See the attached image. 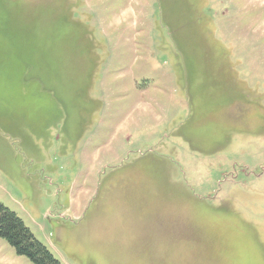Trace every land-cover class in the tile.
<instances>
[{"label": "rangeland", "instance_id": "374dc122", "mask_svg": "<svg viewBox=\"0 0 264 264\" xmlns=\"http://www.w3.org/2000/svg\"><path fill=\"white\" fill-rule=\"evenodd\" d=\"M0 202L61 264H264V0H0Z\"/></svg>", "mask_w": 264, "mask_h": 264}, {"label": "trees", "instance_id": "16d2710c", "mask_svg": "<svg viewBox=\"0 0 264 264\" xmlns=\"http://www.w3.org/2000/svg\"><path fill=\"white\" fill-rule=\"evenodd\" d=\"M0 236L35 264H61L52 252L41 243L24 221L0 202Z\"/></svg>", "mask_w": 264, "mask_h": 264}]
</instances>
